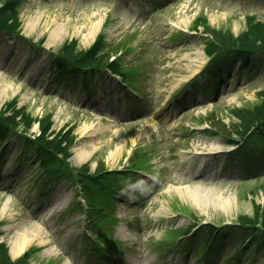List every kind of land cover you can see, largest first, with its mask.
I'll return each instance as SVG.
<instances>
[{
  "label": "rangeland",
  "instance_id": "obj_1",
  "mask_svg": "<svg viewBox=\"0 0 264 264\" xmlns=\"http://www.w3.org/2000/svg\"><path fill=\"white\" fill-rule=\"evenodd\" d=\"M22 1L17 7L20 29L32 41L0 32V109L15 97L34 116L53 113V128L70 129L77 147L100 146L81 161L73 147L70 161L62 157L44 169L38 149L23 145L22 135L27 139L30 131L0 141V238L12 258L32 248L29 264H264L262 237L252 235L250 226L232 224L241 215H252L255 203L264 208V138L254 129L241 143L243 150L229 151L234 146L221 128L223 121L233 132L234 109L260 100L264 54L240 70L238 61L228 63L225 76L207 84L196 75L209 63L208 33L188 29L206 20L199 29L206 31L207 23L241 33L248 28V15L264 22V0ZM34 18L35 25H29ZM57 22L64 29L51 37ZM99 35L107 51L132 46L128 52L122 49L119 60L137 72L129 74L140 96L120 89L106 75L87 79V86L79 80L74 92L55 88L64 82H54L50 50L69 40H76L79 49L88 47ZM41 38L43 46L32 43ZM82 123L91 126L81 131ZM141 145L150 151L140 158V149L128 161ZM88 159L92 171L96 166L120 170L125 163L138 169L117 175L118 195L113 183L103 194L106 203L91 215L79 178L90 182L96 177L76 169ZM87 214L94 218L88 223L97 228L95 239L84 233ZM197 221L227 225L218 236L213 233L210 246L208 227L194 236L199 228L191 226ZM33 225L40 233L29 235L31 240L14 254V232ZM186 231L194 232L184 237ZM189 246L195 251L192 259L185 252ZM105 247L115 254L105 253Z\"/></svg>",
  "mask_w": 264,
  "mask_h": 264
},
{
  "label": "trees",
  "instance_id": "obj_2",
  "mask_svg": "<svg viewBox=\"0 0 264 264\" xmlns=\"http://www.w3.org/2000/svg\"><path fill=\"white\" fill-rule=\"evenodd\" d=\"M17 3L18 0L1 1L0 28L18 31L21 20L19 18ZM253 17V15H248V28L238 34L233 31L211 27L206 23L204 29L211 34V37H208L206 41V52L213 57L211 61L213 65L209 66L208 71L213 74L216 72L212 71L220 69V67L216 65V63L220 64V54L231 53L232 55H242L246 56L245 58H249L256 51H264V22L255 20ZM205 21L203 23H205ZM203 23L199 24L195 22L194 25L197 27L198 25H204ZM101 37L102 36L99 35L97 41L90 47L80 49L77 47L76 40L65 41L63 45L57 49L58 53L56 59L58 60L59 67L63 68L70 65L72 71H76L74 68L76 65H84L86 67L94 68L110 67L116 71L122 70V64L119 61L110 60V50L113 49L109 48V51L103 50L102 44L100 45ZM120 46H123V44ZM118 48L119 46H117V49ZM258 95L260 96V100L253 106H241L234 109V115L238 120L236 119L232 122V125L234 126L233 132L236 131L235 133H237V136H240L241 139H246L250 135H253L251 132L264 122V89L260 90ZM0 115V119H3L0 120V132L3 134V137L4 134L6 135V132L8 131L7 129L10 128L9 124L14 126L13 128L22 125L25 130H29L35 120V117L30 112L26 111L23 106L17 107L15 100L8 101L1 109ZM18 116H20L19 119ZM50 120V113L39 119L42 133L37 136L40 144V156H44L46 161L51 160L52 157L57 160L58 157L55 156L60 152L68 155V148L74 139L73 135L67 136V133L69 134V132L61 130L50 138V133H52V131L48 132V128L51 124ZM222 124H224V127H221L224 135L229 137L231 139L230 141H235L234 138L236 137L232 135L233 132H229V129H226L227 124L223 121ZM26 141L28 144L31 143L29 140ZM49 152H51V156L49 155ZM88 167L89 165H87V163L83 165L84 169H87ZM116 175L119 174L117 173ZM102 177L103 179L100 178L95 183L106 184L115 176L106 174ZM253 212L252 215H241L236 218V220L241 223V226H250L253 234L260 231L264 237V208H262L260 204L255 203ZM24 257L25 256H22L16 261H12L8 255L6 246L3 243H0V264H24Z\"/></svg>",
  "mask_w": 264,
  "mask_h": 264
},
{
  "label": "bare ground",
  "instance_id": "obj_3",
  "mask_svg": "<svg viewBox=\"0 0 264 264\" xmlns=\"http://www.w3.org/2000/svg\"><path fill=\"white\" fill-rule=\"evenodd\" d=\"M29 21H30L29 25L34 26L36 21H37V18L30 19ZM62 29H64L62 23L60 24L59 22H57L52 33H51V37H53V36L56 37L58 35V32H61ZM89 126H91V124L82 123L80 126V129H81V131H84ZM139 134H140V132H139ZM121 145H124L123 141L120 144V146H118V148L121 147ZM99 146H100V144H97L95 142L90 143V145L88 147L87 146H85V147L75 146V158L78 161L85 160V159L91 157L93 152L95 150H97V148ZM213 149H214V151L217 150V148H215V147H213ZM112 155H114V153H112ZM6 207H7V203H5V206H3V210H5ZM121 230H123V228H121ZM37 232L40 233V229L37 225L24 226L23 229L20 228L17 231H15L14 235H13L12 244H11L12 252L14 254L19 253L24 248V246L31 240L29 235H31V234L35 235Z\"/></svg>",
  "mask_w": 264,
  "mask_h": 264
}]
</instances>
